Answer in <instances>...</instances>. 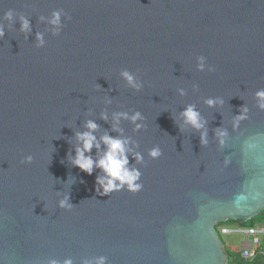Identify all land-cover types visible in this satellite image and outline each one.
Here are the masks:
<instances>
[{
  "label": "water",
  "instance_id": "obj_1",
  "mask_svg": "<svg viewBox=\"0 0 264 264\" xmlns=\"http://www.w3.org/2000/svg\"><path fill=\"white\" fill-rule=\"evenodd\" d=\"M8 9L17 15L0 21V264L101 255L108 264H228L216 227L264 211V112L254 98L264 90V0H0V17ZM57 9L71 20L61 17L55 37L47 21ZM124 70L144 84L139 91ZM209 98L224 103L209 108ZM189 105L206 122L207 147L183 122ZM242 106L248 119L233 131ZM137 111L145 127L116 126L144 158L128 157L143 188L100 196V170L86 175L70 163L75 133L92 120L97 140L120 136L113 114ZM218 128L228 132L223 149ZM246 140L258 145L247 154ZM89 154L97 158L95 148ZM28 155L32 163H22ZM65 195L70 211L58 207Z\"/></svg>",
  "mask_w": 264,
  "mask_h": 264
},
{
  "label": "clouds",
  "instance_id": "obj_2",
  "mask_svg": "<svg viewBox=\"0 0 264 264\" xmlns=\"http://www.w3.org/2000/svg\"><path fill=\"white\" fill-rule=\"evenodd\" d=\"M17 13L12 9H8L0 17V21H12L13 17ZM64 17L65 22L71 20V16L66 14L62 9H57L51 13L50 19H48V24L53 28L52 35L57 37L60 35L64 25H61V17ZM45 17L39 16L38 22H44ZM20 31L23 33H28L30 31V22L24 15H19ZM5 29L3 23H0V40L4 38ZM37 44L35 47L37 49L43 48L44 41L43 35L41 33L36 34ZM197 69L199 71L205 70L206 57L199 56L197 58ZM211 72L215 71L213 66L208 69ZM121 78L126 82V84L133 88L135 91H139L144 84L137 81L136 76L128 70H124L120 73ZM180 95H184V91L180 90ZM254 98L257 101L256 107L259 111L264 112V90H259L255 93ZM206 105L211 108L217 104L223 105L224 101L222 99L209 98L205 101ZM249 109L247 106H242L238 115L232 118V129L236 131L240 124L248 119ZM183 118L185 125L190 126L193 130L200 132V143L202 147H207V131H201L205 128V121L200 117V113L195 110L193 105L187 106L184 111L180 114ZM102 120L107 121L108 116L106 113H102ZM121 119H127L130 123L134 124V131L140 130L145 125L137 123L143 119L139 111L134 112L131 116L127 113H114L113 114V128L112 131L118 132L121 135L117 137L109 136L105 133L103 136L97 140V137L93 134L97 131L98 125L92 121L87 120L84 124L86 131L75 133V138L78 146L74 149V156L69 155L70 163L73 167L78 168L81 172L86 175H91L94 168L100 170V175L96 178V185L98 186L96 191L100 196H109L114 192L126 191L128 193L136 194L140 192L143 188L141 181V171L136 167L128 166V157L133 155L135 161L139 164L143 161V156L139 152L133 153L128 145L131 143L128 138L122 137V129H119L116 125L119 124ZM183 130V128H181ZM215 137L217 140V147L223 149L227 144L228 132L226 129L218 128L215 130ZM239 137H237L238 139ZM101 145L104 146L101 150ZM258 147L257 143L250 140L244 141L245 154L249 151L256 149ZM95 148L97 151V158H93L91 150ZM162 151L159 147H153L148 151V156L151 160H156L160 158ZM33 161V156L28 155L24 158L22 163L31 164ZM231 163V157L225 156L222 161V166L224 168L229 167ZM67 182V181H66ZM58 207L65 210H71L74 206L69 203V197L64 196L58 203ZM44 264H75L71 257L65 258L62 261L55 258H48L44 261ZM79 264H108L106 256H96L92 258H81Z\"/></svg>",
  "mask_w": 264,
  "mask_h": 264
},
{
  "label": "built area",
  "instance_id": "obj_3",
  "mask_svg": "<svg viewBox=\"0 0 264 264\" xmlns=\"http://www.w3.org/2000/svg\"><path fill=\"white\" fill-rule=\"evenodd\" d=\"M219 236L232 233L243 234L246 240L242 243L240 249V258L245 262H253L256 259L264 260V249L261 248L264 235V225L253 226H233L229 224L218 225L216 227Z\"/></svg>",
  "mask_w": 264,
  "mask_h": 264
},
{
  "label": "rangeland",
  "instance_id": "obj_4",
  "mask_svg": "<svg viewBox=\"0 0 264 264\" xmlns=\"http://www.w3.org/2000/svg\"><path fill=\"white\" fill-rule=\"evenodd\" d=\"M257 225H258V223H257ZM220 238L223 242V246H224L225 251L231 252V255H230L229 260H228V264L230 262H233L231 264H240L237 262L236 259H234V257H237V254L241 249L242 243L246 240V237L243 234L232 233V234H228V235H221ZM261 239H262V247L264 249V235L261 236ZM261 261H262V264H264V260H261ZM248 263H250V262H248ZM253 263H255V262H253Z\"/></svg>",
  "mask_w": 264,
  "mask_h": 264
},
{
  "label": "trees",
  "instance_id": "obj_5",
  "mask_svg": "<svg viewBox=\"0 0 264 264\" xmlns=\"http://www.w3.org/2000/svg\"><path fill=\"white\" fill-rule=\"evenodd\" d=\"M258 222L264 223V211L261 214H259L257 217H255L252 220H250V221H248L246 223H243V224H240L237 221L230 220V221H227L225 223H221L220 225L236 223V224H240L241 226H253V225H256ZM226 253L228 255V260H229V257L231 255V252L230 251H226ZM239 253H240V251L238 252L237 257H234V259H236L237 262L240 263V264H262L261 259H257L255 261H253L255 263H253V262H250V263L245 262V261H243L240 258V254ZM231 263H233V262H230L229 264H231Z\"/></svg>",
  "mask_w": 264,
  "mask_h": 264
},
{
  "label": "crops",
  "instance_id": "obj_6",
  "mask_svg": "<svg viewBox=\"0 0 264 264\" xmlns=\"http://www.w3.org/2000/svg\"><path fill=\"white\" fill-rule=\"evenodd\" d=\"M229 225H233V226H236L237 225L238 226V224H236V223H232V224H229ZM259 225H264V223L258 222V226ZM261 248L263 249L262 245H261ZM261 260H263V259H261Z\"/></svg>",
  "mask_w": 264,
  "mask_h": 264
}]
</instances>
